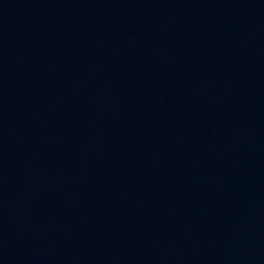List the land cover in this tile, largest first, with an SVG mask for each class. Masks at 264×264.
<instances>
[{
	"label": "water",
	"instance_id": "95a60500",
	"mask_svg": "<svg viewBox=\"0 0 264 264\" xmlns=\"http://www.w3.org/2000/svg\"><path fill=\"white\" fill-rule=\"evenodd\" d=\"M245 0H0V62L160 28Z\"/></svg>",
	"mask_w": 264,
	"mask_h": 264
}]
</instances>
